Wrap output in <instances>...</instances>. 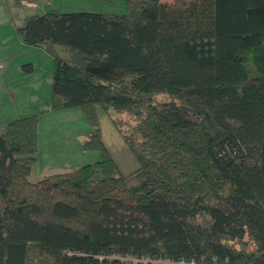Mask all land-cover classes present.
<instances>
[{
  "label": "trees",
  "instance_id": "trees-1",
  "mask_svg": "<svg viewBox=\"0 0 264 264\" xmlns=\"http://www.w3.org/2000/svg\"><path fill=\"white\" fill-rule=\"evenodd\" d=\"M167 1L17 29L52 56L50 108L84 113L82 150L99 160L31 182L40 114L6 124L0 264H264V0ZM96 107L135 120L113 121L133 172L103 144Z\"/></svg>",
  "mask_w": 264,
  "mask_h": 264
},
{
  "label": "rangeland",
  "instance_id": "rangeland-1",
  "mask_svg": "<svg viewBox=\"0 0 264 264\" xmlns=\"http://www.w3.org/2000/svg\"><path fill=\"white\" fill-rule=\"evenodd\" d=\"M166 3L176 7L182 5L181 0ZM32 7L23 10L29 14L61 13L63 10H66L64 13L86 10L112 15L127 13L126 0H51ZM57 51L60 56H65L60 49ZM52 71V56L42 48L23 44L14 27L5 23L0 26V134L8 122L40 114L38 155L32 167L31 182H36L38 174L44 170L66 172L78 166L94 165L99 160L97 152L82 151V142L93 130L84 113L79 108L51 110ZM155 100L166 102L169 98L160 95ZM95 114L101 140L120 172L123 175L133 172L137 162L124 143L122 132H127L135 120L127 113H111L109 116L100 107H96ZM113 121L118 123L122 132ZM113 259L122 263L142 262L131 257H109V260Z\"/></svg>",
  "mask_w": 264,
  "mask_h": 264
},
{
  "label": "crops",
  "instance_id": "crops-1",
  "mask_svg": "<svg viewBox=\"0 0 264 264\" xmlns=\"http://www.w3.org/2000/svg\"><path fill=\"white\" fill-rule=\"evenodd\" d=\"M50 1L51 0H48L47 2L41 1V2H37V3L26 4L24 6H20V5H17V3H16L17 0H0V26L3 25L4 23L8 24V25L14 27L15 31L17 33V29L22 28L26 24V22L28 21V19L30 17H32L34 15H42V14L26 13L23 10L24 8L25 9H32L33 8L32 6H34L36 4L49 3ZM112 1H114V0H112ZM64 11H66V10L61 11V13H64ZM86 12L102 13V14L112 15V13L110 14L109 12L108 13L107 12L106 13L105 12H97L95 10H86ZM45 13H49V12H45ZM45 13H43V14H45ZM114 15H116V14H114ZM121 15H123V14H121ZM79 167H81V166L75 167L72 170H75ZM72 170H69L66 172H57V171L49 172L47 170H44V172H42L41 174H38L37 180L43 178L44 176H50V175H55V174H64V173L70 172ZM31 174H32V172H31Z\"/></svg>",
  "mask_w": 264,
  "mask_h": 264
}]
</instances>
